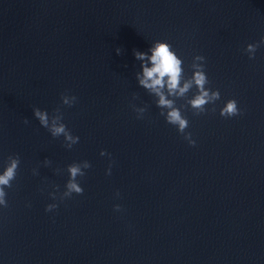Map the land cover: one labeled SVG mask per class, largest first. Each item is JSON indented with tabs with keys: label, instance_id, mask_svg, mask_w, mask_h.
<instances>
[{
	"label": "water",
	"instance_id": "95a60500",
	"mask_svg": "<svg viewBox=\"0 0 264 264\" xmlns=\"http://www.w3.org/2000/svg\"><path fill=\"white\" fill-rule=\"evenodd\" d=\"M261 36L264 0H0V171L20 158L0 264H264V45L244 51ZM153 41L182 59L181 86L204 56L220 93L194 115L195 86L162 89L194 146L138 83L133 52L150 55ZM229 99L242 114L219 115ZM34 107L59 108L78 142L52 137ZM72 163L83 192L61 201Z\"/></svg>",
	"mask_w": 264,
	"mask_h": 264
},
{
	"label": "clouds",
	"instance_id": "9594fccd",
	"mask_svg": "<svg viewBox=\"0 0 264 264\" xmlns=\"http://www.w3.org/2000/svg\"><path fill=\"white\" fill-rule=\"evenodd\" d=\"M261 45H264V36L260 37V40L255 43H250L245 46L244 51L248 54L249 59H254V54ZM148 52L144 53L140 51L133 52V55L137 60L141 61V74L137 75V80L139 85L143 88L155 93L159 97L157 101V106L169 109L165 121L176 127L177 132L183 135V138L187 140L189 145L194 146L195 141L191 139V133L185 132L188 127V120L182 115L181 111L174 107V102L166 98L162 89L167 88V93L169 96L183 97L188 91L195 86L196 94L188 101V104L195 111L194 115H200L205 113V105L214 104L215 101L220 99V93L218 90H210L206 87L209 84V80L204 71V61L205 57L201 55H195L192 58V63L190 68L192 71V76L190 79L185 81L181 86L182 77V59L178 57L176 52L173 50L172 46L166 41H153ZM116 53H120V49H116ZM145 61L147 63H145ZM151 66H148V65ZM61 103L71 107L76 101L75 96H69L66 94H61ZM133 111L137 113V118H141L142 114L145 112V108H135ZM34 117L38 120L39 124L47 129L52 137L63 136L66 142L64 146L66 148H71L73 144H76L79 137L71 134L70 130L62 123V113L60 109L54 110L52 115H49L46 111L34 107L32 109ZM211 111H215L212 108ZM242 114L237 107V102L234 99L227 100L223 107L219 110V115L225 118H231L236 115ZM164 115V113H161ZM24 123H28L27 119ZM101 156L106 155L105 151L100 152ZM48 163V161H45ZM20 164V158L18 155H9L3 165L2 171H0V206L7 207L6 188L12 187V181L16 178L17 170ZM90 164L88 161H84L83 169H88ZM111 165L109 169L106 170V174H110ZM35 175V170H33ZM68 180L65 184V191L63 192L60 200L65 198H71L72 194L77 195L82 194L83 189L80 186L77 177H83L85 172L82 170L80 164L72 163L67 166ZM56 188L58 186H55ZM119 196V193H116ZM49 196L56 200L55 192H50ZM57 207V204L52 203L45 206V211H52ZM115 211H120L119 205L113 206Z\"/></svg>",
	"mask_w": 264,
	"mask_h": 264
}]
</instances>
